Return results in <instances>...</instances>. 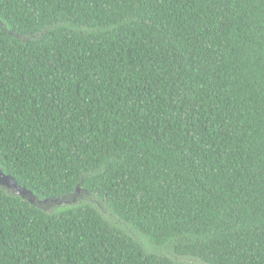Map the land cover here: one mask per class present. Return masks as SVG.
Segmentation results:
<instances>
[{"label":"trees","instance_id":"trees-1","mask_svg":"<svg viewBox=\"0 0 264 264\" xmlns=\"http://www.w3.org/2000/svg\"><path fill=\"white\" fill-rule=\"evenodd\" d=\"M0 264H264V0H0Z\"/></svg>","mask_w":264,"mask_h":264},{"label":"water","instance_id":"water-1","mask_svg":"<svg viewBox=\"0 0 264 264\" xmlns=\"http://www.w3.org/2000/svg\"><path fill=\"white\" fill-rule=\"evenodd\" d=\"M0 187L7 192L28 201L31 205L46 203L47 201H39L29 190L20 187L10 176L3 174L0 170ZM78 192V189L76 190Z\"/></svg>","mask_w":264,"mask_h":264},{"label":"rangeland","instance_id":"rangeland-1","mask_svg":"<svg viewBox=\"0 0 264 264\" xmlns=\"http://www.w3.org/2000/svg\"><path fill=\"white\" fill-rule=\"evenodd\" d=\"M78 199H81L80 195H79V191L77 192V195L76 196H73L71 197L70 199H67V200H58V201H54L52 202L51 204L49 202H46V203H41V204H36L40 207H45L46 210H51L53 209L56 205L53 204V203H58L59 206H63V205H68V204H76L78 202Z\"/></svg>","mask_w":264,"mask_h":264}]
</instances>
